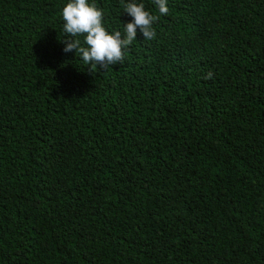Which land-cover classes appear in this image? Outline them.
<instances>
[{"label": "trees", "instance_id": "1", "mask_svg": "<svg viewBox=\"0 0 264 264\" xmlns=\"http://www.w3.org/2000/svg\"><path fill=\"white\" fill-rule=\"evenodd\" d=\"M67 2L0 0V264H264V0H135L94 72Z\"/></svg>", "mask_w": 264, "mask_h": 264}, {"label": "clouds", "instance_id": "2", "mask_svg": "<svg viewBox=\"0 0 264 264\" xmlns=\"http://www.w3.org/2000/svg\"><path fill=\"white\" fill-rule=\"evenodd\" d=\"M153 2L161 15H167V0ZM122 4L123 12L131 17V20L125 23L123 33L119 30H107L104 11L94 0H68L62 8L65 37L61 41L65 45L64 51L75 50L76 56L82 59L90 72L122 63L127 49L137 39L138 32L146 40L156 36L153 25L159 19L157 15L135 0L127 3L122 0Z\"/></svg>", "mask_w": 264, "mask_h": 264}]
</instances>
